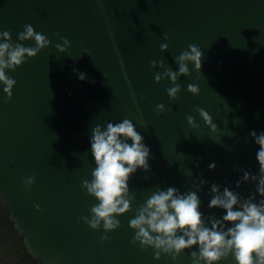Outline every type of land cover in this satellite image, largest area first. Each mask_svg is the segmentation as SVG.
Here are the masks:
<instances>
[{"label": "water", "instance_id": "water-1", "mask_svg": "<svg viewBox=\"0 0 264 264\" xmlns=\"http://www.w3.org/2000/svg\"><path fill=\"white\" fill-rule=\"evenodd\" d=\"M25 24L51 43L15 71L6 70L16 80L11 100L0 85V202L28 254L41 264H192L197 246L175 260L165 254L155 259L151 247L130 243L135 231L128 224L153 192L169 186L195 191L197 176L208 181L197 193L206 226L212 212L224 214L207 208L212 182L244 198L255 192V182L235 187L242 173L233 164L258 174L259 146L248 133L264 131V0H0V31L31 47L34 41L17 40ZM57 32L70 41L63 53L54 47L62 43ZM162 43L168 44L164 52ZM189 44L203 52L202 67L198 72L185 62L190 74L178 78V98L170 100V80H154L164 69L149 64L163 60L178 71L174 58ZM188 84L199 94L189 93ZM197 107L212 117L215 131ZM125 118L151 150L150 170L130 178L132 210L119 215L120 227L101 241L102 226L92 230L77 219L90 216L98 203L80 184L95 167L91 129ZM211 162L214 170L207 167ZM28 176L35 181L26 191ZM219 264L234 261L229 256Z\"/></svg>", "mask_w": 264, "mask_h": 264}, {"label": "clouds", "instance_id": "clouds-1", "mask_svg": "<svg viewBox=\"0 0 264 264\" xmlns=\"http://www.w3.org/2000/svg\"><path fill=\"white\" fill-rule=\"evenodd\" d=\"M54 35L62 41L54 47L61 53L65 52L70 47V41L58 32ZM168 39L167 34H164V40ZM0 40V85L3 86L4 99L7 101L12 98L16 80L7 75L6 70L15 71L29 58H34L41 49L49 47L51 41L44 34L36 32L31 24L23 26L17 40H32L34 46L14 43L10 30L0 31ZM167 48V43L160 45L161 52ZM203 55L197 45L189 44L187 50L174 58L178 71L167 67L163 60L150 62V68L164 69L162 73L154 74L157 83L165 77L172 83V87L165 89L170 100L178 98L181 88L177 83L178 78L190 74L185 62L191 61L194 70L199 72ZM78 78L85 80L86 74L80 73ZM187 91L197 95L200 89L195 84H188ZM156 110L164 112V105L157 104ZM195 111L205 125L212 131L216 130L217 126L208 112L199 107ZM186 120L190 126L197 127L191 115L186 116ZM248 135L259 146L255 154L258 174H251L236 164H233V169L242 173L235 181V187L239 188L245 182H255L254 193L244 198L227 186L221 191V185L212 182L208 193H205L210 195L207 208L222 209L224 214L217 218L216 213L212 212L207 216L206 226L205 214L200 210L201 199L197 193L208 183L207 180L201 176L195 177L192 182L195 191L182 193L175 186H169L166 190L158 189L139 206L135 218L130 219L128 226L135 231L130 243L136 245L138 242L141 249L151 247L155 259L165 254L175 260L185 249L197 246L198 252L190 253L192 264H219L229 256L234 264H264V131L251 130ZM150 153L144 136L127 118L122 122H107L103 129L100 125L91 129L90 155L95 167L91 170V179H82L80 187L85 195L94 197L98 203L90 207V216H79L77 219L92 230H99L102 226L105 235L100 237L101 241L108 239L106 233L120 227L121 222L117 217L132 210L131 201L135 197H129L128 182L138 169L145 172L150 170ZM196 166H199L198 162ZM207 167L214 170L216 164L211 162ZM34 181V176H28L22 181L26 191L30 190ZM236 205L239 207L234 208ZM34 206L40 209L39 205Z\"/></svg>", "mask_w": 264, "mask_h": 264}, {"label": "trees", "instance_id": "trees-1", "mask_svg": "<svg viewBox=\"0 0 264 264\" xmlns=\"http://www.w3.org/2000/svg\"><path fill=\"white\" fill-rule=\"evenodd\" d=\"M3 245V248H2ZM11 256H8V255ZM0 264H41L26 251L22 235L13 228L8 219V209L0 202Z\"/></svg>", "mask_w": 264, "mask_h": 264}, {"label": "rangeland", "instance_id": "rangeland-1", "mask_svg": "<svg viewBox=\"0 0 264 264\" xmlns=\"http://www.w3.org/2000/svg\"><path fill=\"white\" fill-rule=\"evenodd\" d=\"M2 248H3V245H2ZM8 256H11L10 254Z\"/></svg>", "mask_w": 264, "mask_h": 264}]
</instances>
